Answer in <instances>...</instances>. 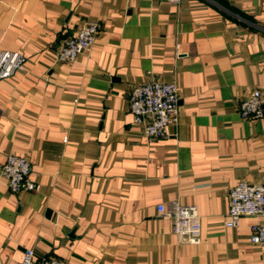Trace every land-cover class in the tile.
I'll return each mask as SVG.
<instances>
[{
	"label": "crops",
	"instance_id": "0c3cea01",
	"mask_svg": "<svg viewBox=\"0 0 264 264\" xmlns=\"http://www.w3.org/2000/svg\"><path fill=\"white\" fill-rule=\"evenodd\" d=\"M100 24L90 52L58 62L63 40ZM24 70L0 80V172L31 165L33 192L0 174V264H264L250 241L264 217L225 223L230 191L264 182V119L239 113L264 97V0H0V52ZM176 82L179 122L149 141L131 90ZM196 206L202 237L180 244L159 206Z\"/></svg>",
	"mask_w": 264,
	"mask_h": 264
},
{
	"label": "built area",
	"instance_id": "2783aa9c",
	"mask_svg": "<svg viewBox=\"0 0 264 264\" xmlns=\"http://www.w3.org/2000/svg\"><path fill=\"white\" fill-rule=\"evenodd\" d=\"M180 3L183 0H170ZM100 32V24L87 21L78 32L65 38L57 53V61L74 62L80 55L90 52ZM26 58L20 52H0V80L11 78L17 71L24 70ZM239 113L246 120L264 119V97L254 90L244 100ZM130 111L134 123L143 128L149 141L168 137V127L179 122V87L176 82L149 80L131 90ZM31 165L22 156L10 155L1 168V177L10 190L18 194L37 190V184L30 179ZM160 214L172 222V231L180 244L201 243V217L196 206L173 202L168 208L159 206ZM264 217V182L253 184L242 181L230 191L226 227L234 228L242 217ZM252 244H264V223L251 226ZM21 264H68L59 258L35 259L32 249H26Z\"/></svg>",
	"mask_w": 264,
	"mask_h": 264
}]
</instances>
